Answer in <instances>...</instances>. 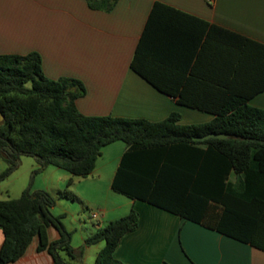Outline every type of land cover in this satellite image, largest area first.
<instances>
[{"label": "crops", "instance_id": "1", "mask_svg": "<svg viewBox=\"0 0 264 264\" xmlns=\"http://www.w3.org/2000/svg\"><path fill=\"white\" fill-rule=\"evenodd\" d=\"M156 2L168 7L153 11ZM223 29L264 44V0H117L110 11L93 9L87 0H0V53L38 51L47 77L82 81L86 93L76 99V105L81 113L92 116L157 122L176 112L181 125L212 121L215 114L180 103L136 72L131 63L143 40L153 73L166 85L191 95L219 89L223 92L226 88L217 80L230 88L233 69L245 60L247 46ZM237 80L233 89L245 91L249 86L246 73L241 72ZM249 103L264 108V90ZM126 149L122 140L105 145L87 177L74 176L56 165L39 173V183L33 189H45L55 196L52 211L62 216L72 232L76 253L72 260L80 264L93 259L96 262L105 242L87 244V238L136 209L138 226L122 237L115 251L126 264H264L263 249L115 191L112 184ZM174 152L186 158L192 151ZM201 168L198 164L196 172ZM206 168L215 169L212 164ZM227 183L223 192L226 196L236 192L244 199L252 193L264 197V175L259 173L249 177L242 173L239 179L231 172ZM65 189L76 198L60 196ZM183 203L198 207L194 201ZM213 205L212 200L207 202L212 207L207 220L216 221L218 217L208 216H216ZM86 209H95L93 214L97 216H92L96 222L88 220ZM223 218L226 221L225 215L220 216V220ZM228 221L242 223L240 218ZM49 237L56 240L60 233L50 227ZM3 239L0 228V247ZM37 247L36 238L18 261L9 264H53L50 253Z\"/></svg>", "mask_w": 264, "mask_h": 264}, {"label": "trees", "instance_id": "2", "mask_svg": "<svg viewBox=\"0 0 264 264\" xmlns=\"http://www.w3.org/2000/svg\"><path fill=\"white\" fill-rule=\"evenodd\" d=\"M87 1L91 8L104 11L112 10L117 2ZM158 7L168 5L156 2L153 11ZM223 30L247 43L245 60L234 67L230 88L226 82L223 85L221 79L217 80L220 86H225L223 92L219 89L191 95L166 85L153 73L143 40L131 63L136 72L180 103L215 114L212 121L204 124H178L180 114L176 112L157 122L85 115L76 105V99L86 93L82 81L47 77L38 51L0 53V152L8 164L0 173V183L19 167L25 155L38 162L34 174L56 165L74 176L87 177L94 170L102 148L122 140L127 149L112 184L115 191L218 228L264 250V197L252 193L244 199L236 192L223 194L231 172L239 179L242 173L248 177L254 173L264 175V108L249 103L250 98L264 90V44ZM243 71L250 88L234 90L233 83ZM212 132L227 133L230 137L195 139ZM184 149L192 151L191 156L181 158L173 154ZM198 164L202 168L196 172ZM208 164L215 169L208 170ZM71 183L70 179L68 186ZM31 187L17 198L0 199V228L4 235L0 264L18 261L36 238L38 250L48 251L53 264H72L76 257L72 232L62 216L52 211L55 196L48 190ZM59 195L76 198L68 189L61 190ZM209 200L214 202L216 216H208L219 220H207V211L212 210L207 206ZM190 201L197 202L198 207L183 206V202ZM224 215L226 221L220 220ZM227 218H240L242 223ZM139 219V212L132 209L87 238V244L105 242L95 264H126L116 257L115 251L122 237L138 226ZM50 227L59 231L58 239H50Z\"/></svg>", "mask_w": 264, "mask_h": 264}, {"label": "rangeland", "instance_id": "3", "mask_svg": "<svg viewBox=\"0 0 264 264\" xmlns=\"http://www.w3.org/2000/svg\"><path fill=\"white\" fill-rule=\"evenodd\" d=\"M37 161L32 156H22L19 167L5 180L0 183V199H11L19 197L23 191L31 185L32 190L39 183L41 174H34L38 167ZM4 155L0 152V173L7 167ZM79 203V202H78ZM95 209L85 210L88 220L96 222V218L92 216ZM95 259L90 260L89 264H94ZM72 264H80V262L72 260Z\"/></svg>", "mask_w": 264, "mask_h": 264}, {"label": "water", "instance_id": "4", "mask_svg": "<svg viewBox=\"0 0 264 264\" xmlns=\"http://www.w3.org/2000/svg\"><path fill=\"white\" fill-rule=\"evenodd\" d=\"M212 137H217V138H229L230 135L227 134V133H208L206 135H203V136H196L195 139L196 140H205V139H208V138H212Z\"/></svg>", "mask_w": 264, "mask_h": 264}, {"label": "built area", "instance_id": "5", "mask_svg": "<svg viewBox=\"0 0 264 264\" xmlns=\"http://www.w3.org/2000/svg\"><path fill=\"white\" fill-rule=\"evenodd\" d=\"M208 1H210L211 3H213V2H215L216 0H208ZM93 215H94V216H97L96 213H94Z\"/></svg>", "mask_w": 264, "mask_h": 264}]
</instances>
